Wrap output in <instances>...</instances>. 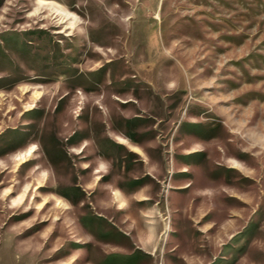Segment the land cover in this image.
<instances>
[{"label": "rangeland", "instance_id": "374dc122", "mask_svg": "<svg viewBox=\"0 0 264 264\" xmlns=\"http://www.w3.org/2000/svg\"><path fill=\"white\" fill-rule=\"evenodd\" d=\"M0 264H264V0H0Z\"/></svg>", "mask_w": 264, "mask_h": 264}]
</instances>
